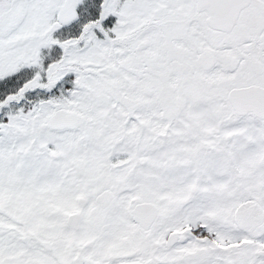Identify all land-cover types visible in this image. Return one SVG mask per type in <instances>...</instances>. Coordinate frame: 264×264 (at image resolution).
Wrapping results in <instances>:
<instances>
[{"label": "snow or ice", "instance_id": "6c2138e0", "mask_svg": "<svg viewBox=\"0 0 264 264\" xmlns=\"http://www.w3.org/2000/svg\"><path fill=\"white\" fill-rule=\"evenodd\" d=\"M0 264H264V0H0Z\"/></svg>", "mask_w": 264, "mask_h": 264}]
</instances>
